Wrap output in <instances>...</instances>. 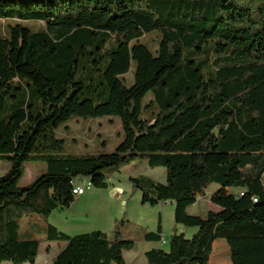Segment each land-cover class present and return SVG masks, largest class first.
Masks as SVG:
<instances>
[{"label": "trees", "instance_id": "1", "mask_svg": "<svg viewBox=\"0 0 264 264\" xmlns=\"http://www.w3.org/2000/svg\"><path fill=\"white\" fill-rule=\"evenodd\" d=\"M0 21L13 22L0 35V161L9 163L0 176V264L35 262L40 241L18 235L19 220L30 214L40 220L28 227L46 242L65 241L52 264H127L122 251L136 241L121 240L117 223L112 237L92 231L66 238L47 220L71 206L76 179L104 190L105 172L138 158L165 175L164 183L129 177L141 204L170 202L174 223L196 228L190 239L172 233L168 249L145 252L143 264H210L219 239L233 253L260 251L264 0H0ZM151 33L159 36L155 55L141 43ZM132 62L127 88L122 76ZM149 106L156 113L141 119ZM106 116L120 121L113 152L61 153L63 140L54 136L61 124ZM29 160L42 161L45 173L19 186ZM212 184L241 193L212 197L218 210L204 218L189 215ZM140 231L138 241L160 242L161 218L156 232Z\"/></svg>", "mask_w": 264, "mask_h": 264}, {"label": "rangeland", "instance_id": "2", "mask_svg": "<svg viewBox=\"0 0 264 264\" xmlns=\"http://www.w3.org/2000/svg\"><path fill=\"white\" fill-rule=\"evenodd\" d=\"M13 24L12 21H0V35L7 29L4 26ZM22 25L35 30L37 24L21 22ZM147 49L155 55L158 48L159 36L156 33L146 35L141 39ZM135 64L132 62L129 71L122 76L125 87H130L133 83V72ZM152 99V93H148L142 100L144 107ZM156 108L151 106L142 109L140 118L147 119ZM82 127V128H81ZM88 128L91 130L89 133ZM55 138L63 140L62 154L70 155H98L111 153L122 140V133L119 118L116 116H106L95 119H81L72 117L67 122L55 129ZM9 168V163L0 161V176ZM251 171V167H246L242 171V177L246 178ZM45 173V166L42 161L29 160L24 164V174L19 181V186H24L33 181L38 175ZM108 180L106 189H95L86 177L78 178L75 183L85 188V196L64 210H57L51 213L47 222L56 227L66 238L92 231H100L112 237L114 227L117 223L120 230V239L136 241L130 251L123 249V259L127 264H143V252L148 249L142 241H138L140 235L145 232H156L159 217L161 218V228L164 232L166 244L161 249H168V241L172 233L183 234L190 239L195 233L196 228H188L177 225L173 219L174 206L170 202L159 203L155 206L142 205V193L137 188H133L129 182V177H149L156 183H164L165 175L163 168L150 169L145 159H135L122 166L119 172L109 174L105 172ZM264 183V174L262 176ZM89 188V189H88ZM224 188L217 185H204L203 193L205 196H198L196 203L187 209L189 215H196L201 218L206 216L209 210L215 208L210 205L209 193H217ZM236 192L237 189H232ZM241 193L238 192L237 194ZM37 215L30 214L23 217L18 222V235L20 239H37L40 241L38 255L33 264H52L56 253L65 245V241L48 243L45 241L43 232L32 231L27 223L39 222ZM120 222H122L120 224ZM252 241V240H251ZM228 240L219 239L216 241L215 248L210 257V264H262L258 261V256L264 258V244L259 252L247 255H240L232 252V248L227 244ZM236 244V245H235ZM236 247H253L254 243H237ZM238 248V250H239ZM141 256V257H140ZM141 258V259H140ZM9 264V263H2ZM29 264V263H26ZM191 264V263H185Z\"/></svg>", "mask_w": 264, "mask_h": 264}, {"label": "crops", "instance_id": "3", "mask_svg": "<svg viewBox=\"0 0 264 264\" xmlns=\"http://www.w3.org/2000/svg\"><path fill=\"white\" fill-rule=\"evenodd\" d=\"M81 128H82V127H81ZM88 131H89V133H91V130H90L89 128H88ZM209 186H210V185H209ZM240 191H241V189H237L236 192H233L232 189H223V190H221L220 192H217V193L212 192V193H209V201H210V199H211L212 197H215V196H218V195H223V194H237V193L240 192ZM205 195H206V193L201 194V197H202V196H205ZM84 196H85V192H84V194H82L81 196H74V201H77L79 198L84 197ZM74 201H73V203H74ZM73 203H72V204H73ZM166 203H168V202H166ZM166 203H164V204H166ZM72 204H71V205H72ZM171 204H172V203H171ZM210 205H212V207L215 208V209L210 210V211H217V210H218V208H217L215 205H213L211 202H210ZM177 225H178V224H175V230H177ZM161 236L164 237V232H163V229H162V228H161ZM142 242H143V245H146V246L148 247V249L142 253V254H143V259H144V253H145V252H147V251H149V250H151V249L162 248L161 245H159L160 242H156V243H154V242H144V241H142ZM215 245H216V241H215L214 244H213V249L215 248ZM140 257H141V256H140ZM257 258H258V259L254 260V261H258V263H262V264H264V258H263L262 255H261V256H258ZM140 259H141V258H140ZM144 260H145V259H144Z\"/></svg>", "mask_w": 264, "mask_h": 264}, {"label": "built area", "instance_id": "4", "mask_svg": "<svg viewBox=\"0 0 264 264\" xmlns=\"http://www.w3.org/2000/svg\"><path fill=\"white\" fill-rule=\"evenodd\" d=\"M76 192H78V196H81L82 194H84L85 188L80 186L79 184L78 185L76 184ZM160 243L162 245H165L167 243L166 239L161 235H160Z\"/></svg>", "mask_w": 264, "mask_h": 264}, {"label": "bare ground", "instance_id": "5", "mask_svg": "<svg viewBox=\"0 0 264 264\" xmlns=\"http://www.w3.org/2000/svg\"><path fill=\"white\" fill-rule=\"evenodd\" d=\"M88 189H89V188H88ZM72 193H73V196H78V192H76V186H75V188L73 189Z\"/></svg>", "mask_w": 264, "mask_h": 264}]
</instances>
